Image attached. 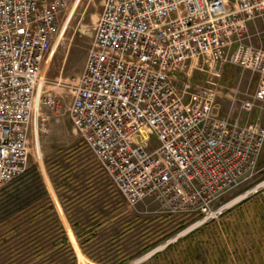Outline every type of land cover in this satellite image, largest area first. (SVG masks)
<instances>
[{
    "label": "built area",
    "instance_id": "built-area-1",
    "mask_svg": "<svg viewBox=\"0 0 264 264\" xmlns=\"http://www.w3.org/2000/svg\"><path fill=\"white\" fill-rule=\"evenodd\" d=\"M65 3L0 0V187L27 168L35 109L59 108L37 93ZM262 36L264 0H103L68 116L130 206L204 222L263 171ZM229 66L255 77L243 98L193 77Z\"/></svg>",
    "mask_w": 264,
    "mask_h": 264
},
{
    "label": "rangeland",
    "instance_id": "rangeland-1",
    "mask_svg": "<svg viewBox=\"0 0 264 264\" xmlns=\"http://www.w3.org/2000/svg\"><path fill=\"white\" fill-rule=\"evenodd\" d=\"M102 3L103 0H66L65 5L57 13L59 31L43 63L41 76L44 82L39 84L37 100L43 97L42 93L46 90L52 99L58 102L59 108L56 113L43 105L35 109L28 143L27 168L19 177L0 187V235L3 236L4 231L12 228L10 223L16 219L19 208L26 209L24 213H28L27 210L30 211L31 207L38 206V203L45 204L48 198L74 253L73 264L100 263L92 261L80 248L79 240L68 218L70 214L79 221L82 219L83 223L88 220L87 232H98L99 237L107 232L106 217L129 220L137 218L133 230L126 236L128 245L124 248L129 253H135L146 246L150 248L139 256L133 257L126 264H134L153 251L163 252L169 244L176 243L178 240L181 242L178 243L176 252L168 253V258L174 262L173 264L183 262L182 252L184 251L182 250L189 243L197 246L200 256L190 264H264V221L260 218L251 219L253 205L248 207L254 201L264 200V184H261L264 182V157L261 159L263 171L257 178L227 192L214 204V209L224 206L222 213L201 222L202 218L196 215L163 214L156 203L148 201L140 202L135 207L130 206L92 152L87 149L81 136L74 130L68 116V107L76 79L82 71L93 42L94 28ZM257 25L260 29L261 25L258 23ZM193 77L203 81L211 79L220 91L224 90L227 95L236 90L239 92L238 98H243L241 94L244 92H252L255 84V77L238 66L225 67L216 73V77L208 74L206 69L194 70ZM221 103L223 109L229 107L227 97ZM80 153H83L85 157L82 158ZM69 154L73 155V158L65 163L64 159ZM55 160L63 166L74 162L76 175L81 174L85 175L84 178L94 179L93 187L99 191V194L87 200L84 197L76 200L78 201L76 202L78 205L74 208L76 214L70 211L67 215L50 178L47 162L52 163ZM77 180L70 187L78 189L76 193L81 195L84 183L81 179ZM106 182L112 186V190L106 191ZM256 186L259 187L254 191ZM110 191L119 192L120 199L117 200L112 198L111 194L108 195ZM91 211L102 215L100 220L103 224L92 225L89 217ZM20 215L22 220L27 217L24 214ZM39 221L41 223L42 220ZM9 238L5 237V240L8 241ZM100 243H102L100 247L92 244L90 248L96 255L105 253L106 256L108 250L114 249L110 245L111 241L103 240ZM61 249V246L49 245L48 250H44L46 256L56 255L55 259L53 257L54 261L49 264H68ZM151 256L135 264L146 263ZM172 262L164 261L158 264ZM20 264H27V262ZM30 264L36 263L33 261Z\"/></svg>",
    "mask_w": 264,
    "mask_h": 264
},
{
    "label": "trees",
    "instance_id": "trees-1",
    "mask_svg": "<svg viewBox=\"0 0 264 264\" xmlns=\"http://www.w3.org/2000/svg\"><path fill=\"white\" fill-rule=\"evenodd\" d=\"M87 149L89 150L88 147ZM80 154L82 155V158L85 157L83 153ZM72 158L73 155L69 154L64 159L65 163L66 161L72 160ZM48 164V172L50 178L53 182L62 206L66 209L67 215L70 211H73L74 214H76V210L74 211L75 206L78 205L76 203L78 201L76 200L80 199L81 197H84L87 200L95 194H99V191L93 187L94 179L92 180L90 177L84 178L85 175L81 174H77L78 176L76 175L74 162H72L70 165L65 164L63 166L57 160H55L52 163L47 162V166ZM77 179H81V182L84 183V186H82L83 188L80 187L82 188L81 195H78L76 193L78 189L70 187V185H73L75 181H78ZM105 186L107 188L106 191L112 190V186L110 184H107V182L105 183ZM109 194H111L112 198L114 199H120L119 192L117 193L110 191L108 195ZM252 205L253 211L251 213V219L255 220L257 218H260L264 221V200H261L260 202L254 201V203H251L250 205H248V207ZM83 206L85 205L83 204ZM31 208L32 209L30 211L27 210L28 213H24L26 209H23L22 207L19 208V211L15 217L16 219L14 218L15 220L10 223L12 228L4 231L5 233L3 236H1L2 234L0 235V264H20L21 262H27V264H30L33 261L36 264L52 263L56 255L53 254L46 256V254H44V250H48L49 245L61 246V251H63V255H65L68 264H73L74 253L67 241L62 227L59 225L51 201L47 198L45 204L38 203V206H34ZM20 214H24L27 217L22 220V216ZM101 216L102 215L96 213V211H91L89 213V217L92 225L95 226L103 224V222H101L100 220ZM68 218L71 226L75 230V235L79 240L80 248L83 250L86 256H88L92 261L96 263L126 264L133 257L139 256L150 248V246H146L135 253H129V251L124 248L128 245L126 236L130 231L133 230L137 218L134 220H129L118 219L114 217L112 218L110 216L106 217L107 232L102 237H99L100 233L98 232H87L86 228L88 225V220L86 223H83L82 219L80 221L78 219H75V217H73V214L68 215ZM39 220H42L41 223ZM52 225L53 228H51ZM7 236L8 238L9 236L11 237L8 240L9 242L5 240V237ZM103 240L107 242L111 241L110 245H112L115 250H108L106 256L105 253L96 255L90 250V248H92V244H95L96 247H100L102 244L100 242H102ZM180 242L181 241L178 240L176 243L169 244L163 252L155 253L149 258V261L143 264H158L164 261H169V263L172 262L168 258V253L173 254L174 252H176L177 245ZM96 244H98V246ZM197 250V246H195L193 243H189L186 248L182 250L184 252H182L183 259H181L183 260V262L181 264H190L193 263L197 258H199L200 256L198 255ZM173 263L174 262H172L171 264Z\"/></svg>",
    "mask_w": 264,
    "mask_h": 264
},
{
    "label": "crops",
    "instance_id": "crops-1",
    "mask_svg": "<svg viewBox=\"0 0 264 264\" xmlns=\"http://www.w3.org/2000/svg\"><path fill=\"white\" fill-rule=\"evenodd\" d=\"M258 24L261 25V22L258 23ZM254 45L264 47V37L262 36L259 40H255V41H254ZM254 88H255V84H254ZM253 90H254V89H253ZM256 112H257V110L255 109V110L253 111V113L255 114ZM252 119H253V116L250 118V120H252ZM263 156H264V150H263ZM263 184H264V182H263ZM263 184H262V185H263Z\"/></svg>",
    "mask_w": 264,
    "mask_h": 264
},
{
    "label": "water",
    "instance_id": "water-1",
    "mask_svg": "<svg viewBox=\"0 0 264 264\" xmlns=\"http://www.w3.org/2000/svg\"><path fill=\"white\" fill-rule=\"evenodd\" d=\"M168 243H169V242H167V244H168ZM167 244H166V245H167ZM155 252H156V251H153V252H151V253L145 255L144 257L140 258V259L137 260L136 262H139V261H141V260H143V259H145V258H147V257H149V256H151V255H153ZM136 262H134V264H135Z\"/></svg>",
    "mask_w": 264,
    "mask_h": 264
},
{
    "label": "bare ground",
    "instance_id": "bare-ground-1",
    "mask_svg": "<svg viewBox=\"0 0 264 264\" xmlns=\"http://www.w3.org/2000/svg\"><path fill=\"white\" fill-rule=\"evenodd\" d=\"M263 184V183H262ZM240 198V197H239ZM234 201V200H233ZM231 203V202H230Z\"/></svg>",
    "mask_w": 264,
    "mask_h": 264
},
{
    "label": "snow or ice",
    "instance_id": "snow-or-ice-1",
    "mask_svg": "<svg viewBox=\"0 0 264 264\" xmlns=\"http://www.w3.org/2000/svg\"><path fill=\"white\" fill-rule=\"evenodd\" d=\"M21 31H23V29H21Z\"/></svg>",
    "mask_w": 264,
    "mask_h": 264
}]
</instances>
